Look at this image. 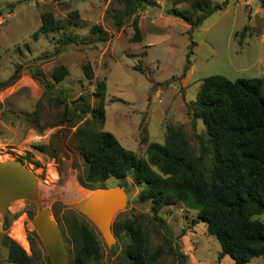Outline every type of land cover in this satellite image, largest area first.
Returning a JSON list of instances; mask_svg holds the SVG:
<instances>
[{"label":"rangeland","instance_id":"rangeland-1","mask_svg":"<svg viewBox=\"0 0 264 264\" xmlns=\"http://www.w3.org/2000/svg\"><path fill=\"white\" fill-rule=\"evenodd\" d=\"M153 1L155 6L140 11L119 30L113 16L114 11L124 9L120 0H0V161L23 162L36 174L41 185L52 189L57 198L50 206L61 225L65 242L69 238L66 215L81 216L75 204L66 202L77 197L81 188L87 194L94 190L84 189L79 183L86 163L73 143L77 127L66 125L40 132L41 125L56 123L59 112L43 102L42 122L37 125L34 112L45 91L32 79L31 71L41 68L55 90L67 92L70 102L87 95L92 110L101 103L96 93L98 86L105 83V131L140 158H147L150 143L165 144L167 126L181 127L199 154L197 135L208 138V133L204 121L195 117L194 102L205 79L214 76L231 81L264 79L262 0H211L215 6L226 3L227 6L214 12L194 30L185 20L168 13L174 8L188 10L191 0ZM47 12L54 14L63 30L34 41L32 35L41 27L42 15ZM137 18L142 42L134 40L133 23ZM247 26L250 30L242 40ZM96 27L102 32H94ZM65 32L76 35L81 44L60 45L58 40ZM99 36L107 41L99 42ZM88 64L95 73L92 82L86 79L83 70ZM140 64L145 73L136 70ZM61 66L66 67L70 75L57 83L53 73ZM10 82L8 87H3ZM89 119L91 115L78 126ZM55 135L61 142V164L36 149L49 144ZM207 161L211 166L212 157ZM115 188L124 189L129 196L127 209L115 222L139 218L151 229L149 251L164 246L168 236L153 220L151 203L140 200L144 187L136 185L130 176L125 180L111 179L97 189ZM35 213L33 204L19 201L10 206L5 218L0 217V264H10L4 245L6 236L33 257L35 264H52L42 242L29 229ZM198 215L183 204L162 209L160 217L167 221L173 234L172 246L179 244L189 257V264H235L230 257L219 262L221 244L207 233L205 223H196ZM257 218L264 223V215ZM4 219L10 224L8 229ZM20 234L24 235L27 245L18 240ZM114 235L116 243L112 246L101 235L103 257L100 263L130 264L126 252L130 237L124 233ZM66 249L68 264H74L73 247L67 244ZM157 264L179 263L166 254ZM253 264H264V258L254 260Z\"/></svg>","mask_w":264,"mask_h":264},{"label":"trees","instance_id":"trees-1","mask_svg":"<svg viewBox=\"0 0 264 264\" xmlns=\"http://www.w3.org/2000/svg\"><path fill=\"white\" fill-rule=\"evenodd\" d=\"M120 3L124 9L114 11L113 16L119 30L140 11L156 5L153 0H120ZM189 5L186 11L174 8L168 13L185 20L194 30L214 12L225 9L227 3L215 6L211 0H191ZM133 27L136 32L134 40L142 42L138 18ZM62 30L60 21L53 13L47 12L42 15V25L32 39L38 41L43 35ZM249 30L247 26L242 40ZM94 32L101 33L102 30L96 27ZM98 41L106 42L107 39L99 36ZM58 42L63 46L81 44L76 35L67 32ZM191 55L193 52L189 56V67L192 65ZM1 59L0 55V64ZM83 70L86 79L92 82L95 79L93 67L88 64ZM136 70L145 73L141 64L136 66ZM69 75V70L61 66L54 70L53 78L60 83ZM30 76L45 91L34 112L37 125L42 122L43 102L59 112L56 123L41 125L40 132L66 125L77 127L73 143L86 163L85 170L79 175V183L84 189L96 190L111 179L125 180L130 176L136 185L144 187L140 200L151 203L153 220L169 238L165 237L164 246L150 252V227L139 218L115 222L113 232L130 237L126 250L130 264H157L166 254L173 256L179 264H189V257L181 251L179 244L172 246L171 228L160 217L164 207L177 204L197 211L199 221L196 223H205L207 233L218 239L222 248L219 262L230 257L235 264H253L254 260L264 258V223L257 218L264 215L263 78L231 81L223 76H214L205 79L194 102L195 117L204 121L208 133V138L197 135L199 154L181 127L167 126L165 144L150 143L147 158H140L134 151L124 148L112 133L105 131V83L97 88L96 95L101 103L92 110L87 95L70 102L67 92L55 90L41 68L31 71ZM87 115H91V119L78 126ZM36 149L56 163H62L61 142L56 135L49 144L39 145ZM209 157H212L211 166L207 161ZM79 214L80 217L69 214L65 217L66 234L69 236L65 245L73 247L74 264H101L102 234L99 230L98 234L93 223ZM4 225L9 228L7 219H4ZM154 229L157 232V228ZM32 234L38 237L35 232ZM185 234L186 231L182 237ZM4 245L8 250V263L35 264L33 257L15 240L6 236Z\"/></svg>","mask_w":264,"mask_h":264},{"label":"water","instance_id":"water-1","mask_svg":"<svg viewBox=\"0 0 264 264\" xmlns=\"http://www.w3.org/2000/svg\"><path fill=\"white\" fill-rule=\"evenodd\" d=\"M40 180L21 161H0V217L5 218L12 204L24 201L36 208L29 223L42 242L52 264H68V253L61 225L51 206L40 197ZM129 196L122 188L96 189L79 200L74 208L84 215L102 234L105 242L116 243L113 225L116 217L127 209Z\"/></svg>","mask_w":264,"mask_h":264},{"label":"bare ground","instance_id":"bare-ground-1","mask_svg":"<svg viewBox=\"0 0 264 264\" xmlns=\"http://www.w3.org/2000/svg\"><path fill=\"white\" fill-rule=\"evenodd\" d=\"M40 190H41L40 197L42 201L44 202V204H46L47 206L52 205L53 204L52 200L57 198V196L52 193V189L47 188L46 186L40 184ZM86 196H87V192H85V190L81 188V191H79L77 197L72 198L71 200H68L70 202H66V203L74 205L79 200L85 198ZM18 240H20L24 245H27L26 239L24 238L23 234H20L18 236Z\"/></svg>","mask_w":264,"mask_h":264},{"label":"crops","instance_id":"crops-1","mask_svg":"<svg viewBox=\"0 0 264 264\" xmlns=\"http://www.w3.org/2000/svg\"><path fill=\"white\" fill-rule=\"evenodd\" d=\"M228 257H226L225 259H224V261L227 259Z\"/></svg>","mask_w":264,"mask_h":264}]
</instances>
